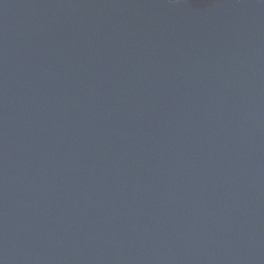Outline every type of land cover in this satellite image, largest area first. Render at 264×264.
Returning <instances> with one entry per match:
<instances>
[{"label": "water", "instance_id": "obj_1", "mask_svg": "<svg viewBox=\"0 0 264 264\" xmlns=\"http://www.w3.org/2000/svg\"><path fill=\"white\" fill-rule=\"evenodd\" d=\"M0 264H264V0H0Z\"/></svg>", "mask_w": 264, "mask_h": 264}]
</instances>
